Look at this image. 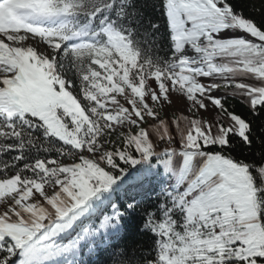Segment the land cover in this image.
Listing matches in <instances>:
<instances>
[{"label":"snow or ice","instance_id":"1","mask_svg":"<svg viewBox=\"0 0 264 264\" xmlns=\"http://www.w3.org/2000/svg\"><path fill=\"white\" fill-rule=\"evenodd\" d=\"M0 264H264V0H0Z\"/></svg>","mask_w":264,"mask_h":264}]
</instances>
